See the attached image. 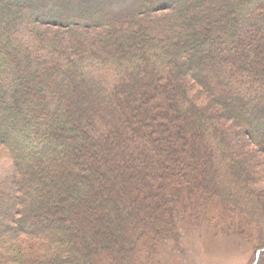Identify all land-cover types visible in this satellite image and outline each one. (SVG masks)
Returning a JSON list of instances; mask_svg holds the SVG:
<instances>
[{
    "label": "trees",
    "instance_id": "1",
    "mask_svg": "<svg viewBox=\"0 0 264 264\" xmlns=\"http://www.w3.org/2000/svg\"><path fill=\"white\" fill-rule=\"evenodd\" d=\"M111 1L0 0V152L16 172L0 186V264H132L174 231L185 195L244 219L264 183L233 139L246 127L264 156V0H136L138 27L120 34ZM167 12L178 25L152 26Z\"/></svg>",
    "mask_w": 264,
    "mask_h": 264
},
{
    "label": "rangeland",
    "instance_id": "2",
    "mask_svg": "<svg viewBox=\"0 0 264 264\" xmlns=\"http://www.w3.org/2000/svg\"><path fill=\"white\" fill-rule=\"evenodd\" d=\"M135 2L136 0L111 1L110 5H108V11L110 10L109 18L114 21L113 23H115V25L111 27L110 32L120 34L121 30L126 27H138L137 21L140 19L137 20V18L142 17H134V15L140 11L137 6H134ZM258 12L261 20H264V7H260ZM166 14L168 22L165 24L161 23L159 26L157 24H152V26L159 29L178 25L179 20H177L174 15H171L169 12ZM132 17H134L136 21H134ZM146 19L149 23L155 22L154 15H150L146 17ZM259 28H261L259 32L261 33L264 26L261 24ZM96 33H102V31H94L88 34L95 37ZM259 33L256 32V35ZM19 34L27 37V26L21 29ZM72 36L80 40L88 38L85 30L75 32ZM102 37L103 36L99 34L95 38ZM251 60L254 61V58ZM113 65L115 66L113 69L114 71L110 68L108 69L112 72V76L120 79L119 75H122L121 67L118 64ZM252 69L258 70L255 69L254 65ZM103 70L106 72V67L103 68ZM250 74H252V71ZM257 74L258 73H256V75ZM229 80L231 81V79ZM186 88L188 95L194 100H199L198 108L201 109L200 111H202L204 115L208 116L207 112H211V110L213 114L216 113L209 99H205V97H207L205 95L206 92H202L198 84L188 79ZM197 90L204 94H200ZM214 97L216 98L215 95ZM218 123H220L219 119ZM214 125L219 124L216 123ZM238 129H235L233 139L236 145L246 152V155H243L245 158L243 159V165L245 168L250 166L256 168V170L260 172L258 173V178L261 179V177L264 176V156L261 154L254 140L252 141L244 134L243 130L246 132V127L243 126L242 129ZM217 162L223 173L224 180L222 185L229 186L230 184L235 187L238 186V183H233L236 182L234 180L235 178L230 174L228 175V161L217 156ZM176 164H178L177 161ZM15 174V167L11 158L6 153L0 152V186L9 184ZM260 186L262 187L258 190L259 193L257 191V193H253L250 204L248 206L243 205L244 208L248 209L247 215L245 216L246 218L244 219L241 218L240 214H233L234 217H227L226 214L228 213L229 205L220 202L216 198L214 199L215 201L209 203L206 198L207 196H203L202 192L194 195L193 193L185 195L186 198L184 201L187 202L178 207V213L176 214L178 217L175 218L174 231H171V234H168L164 238L165 240L158 243L152 255L149 256L145 254L147 250L134 251L132 255L135 257L132 258V260H134L132 264H264V251L257 261L258 252L264 250V200L262 193L264 183H261ZM146 207L149 208V205ZM146 207H142L140 210L142 215L138 214L137 218L143 216V220L147 221V219H149L148 217H150V221H154L155 218L148 214L149 211H147L148 208ZM223 209H226V212H224ZM155 217H158L156 212ZM160 218L162 217L157 219L159 220ZM126 264H131V260L128 259Z\"/></svg>",
    "mask_w": 264,
    "mask_h": 264
},
{
    "label": "water",
    "instance_id": "3",
    "mask_svg": "<svg viewBox=\"0 0 264 264\" xmlns=\"http://www.w3.org/2000/svg\"><path fill=\"white\" fill-rule=\"evenodd\" d=\"M263 251H264V250H260V251L258 252V254H257V261H258L260 255H261V253H262ZM256 263H257V262H256Z\"/></svg>",
    "mask_w": 264,
    "mask_h": 264
}]
</instances>
